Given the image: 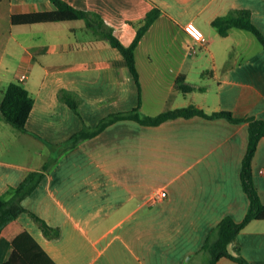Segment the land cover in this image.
Listing matches in <instances>:
<instances>
[{"label":"crops","instance_id":"0c3cea01","mask_svg":"<svg viewBox=\"0 0 264 264\" xmlns=\"http://www.w3.org/2000/svg\"><path fill=\"white\" fill-rule=\"evenodd\" d=\"M65 1L98 13L124 45L148 11L159 13L135 48L138 86L121 52L83 19L12 23L14 14L54 5L0 0V97L11 81L32 96L24 129L0 116V195L26 172H44L22 203L59 228L49 239L20 213L0 231V264L23 231L53 264H202L209 255L200 249L221 218L240 221L248 208L240 180L248 122L192 115L146 124L120 117L75 143L70 139L137 107L154 116L195 105L264 120L262 43L246 29L220 35L212 25L216 16L245 8L264 35V0ZM188 23L204 42L186 31ZM178 77L197 88L183 93L175 87ZM62 91L76 98V109ZM252 178L264 204V136ZM227 248L264 264V218L248 221ZM215 264L241 263L223 256Z\"/></svg>","mask_w":264,"mask_h":264},{"label":"trees","instance_id":"16d2710c","mask_svg":"<svg viewBox=\"0 0 264 264\" xmlns=\"http://www.w3.org/2000/svg\"><path fill=\"white\" fill-rule=\"evenodd\" d=\"M54 9L36 11L29 13L14 14L11 17L12 23H35L41 21H61L72 19H83L86 28L94 36L108 41L110 45L116 47L123 55L126 63L139 86L138 71L135 65V48L148 29L150 24L157 17L159 11L156 8L146 13L137 25V32L128 45H124L114 34L112 28L105 24L101 16L93 11L79 9L65 0H50ZM212 25L220 35H226L230 28H243L252 32L264 47V35L252 22L249 9H233L228 13L216 16L212 20ZM175 87L187 93L196 86L185 82L183 77L176 79ZM68 104L76 109L77 100L67 91H62ZM32 105V96L29 91L19 82L11 81L2 90L0 97V116L19 129H24L25 120ZM192 115H202L205 117H224L232 122H248V141L246 151L242 158L240 169V180L244 192L248 196L249 204L244 217L240 221H235L230 215H226L217 223L212 236L208 237L202 245L200 251L207 252L209 257L202 264H215L220 257H229L241 264H252L240 255H233L229 252L227 244L243 228V226L254 218H264V204L261 202L258 192L254 186L252 178V159L256 151L258 141L264 136V120L253 117H234L230 111L218 110L207 113L195 105L180 106L168 109L157 115H140L138 107L132 112L116 113L102 120L92 131H80L74 134L70 142L75 143L80 137L95 134L108 122L120 118L131 117L142 123L156 124L173 117H189ZM42 171H28L21 181L14 187H10L4 195H0V231L10 220L16 218L20 213H28L32 219L38 223L43 234L49 238L59 235V228L49 225L43 218L25 207L22 200L29 195L43 178ZM54 261L47 253L34 241L25 231L19 233L13 239V250L9 257L2 264H53Z\"/></svg>","mask_w":264,"mask_h":264},{"label":"built area","instance_id":"2783aa9c","mask_svg":"<svg viewBox=\"0 0 264 264\" xmlns=\"http://www.w3.org/2000/svg\"><path fill=\"white\" fill-rule=\"evenodd\" d=\"M185 29L191 36H193V38L200 40L201 42H204L206 40L202 31L199 28H197L194 24L192 23L186 24ZM25 78H26V73L21 72L19 74V79L23 81Z\"/></svg>","mask_w":264,"mask_h":264},{"label":"rangeland","instance_id":"374dc122","mask_svg":"<svg viewBox=\"0 0 264 264\" xmlns=\"http://www.w3.org/2000/svg\"><path fill=\"white\" fill-rule=\"evenodd\" d=\"M64 24V26H66L67 24H68V22H66V23H63Z\"/></svg>","mask_w":264,"mask_h":264}]
</instances>
